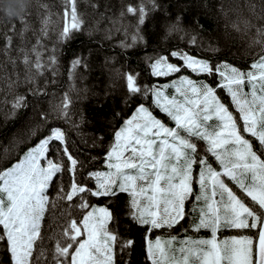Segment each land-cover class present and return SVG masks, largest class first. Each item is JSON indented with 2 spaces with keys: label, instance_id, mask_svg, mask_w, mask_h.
<instances>
[{
  "label": "snow or ice",
  "instance_id": "6c2138e0",
  "mask_svg": "<svg viewBox=\"0 0 264 264\" xmlns=\"http://www.w3.org/2000/svg\"><path fill=\"white\" fill-rule=\"evenodd\" d=\"M35 6L39 34L34 30L35 43L18 47L15 57L12 37L23 38L30 28L32 0L21 2L15 15L0 6V54L5 67L12 65L6 86L25 88L6 101L8 116L24 122L25 136L14 138L15 155L5 148L0 156V264H117V250L130 257L135 248L133 230L141 233L145 264H264V0L215 6L217 24L223 19L226 29L248 38V48L258 49L243 68L220 57L218 42L206 41L201 16L211 11L208 0H136L108 17L111 27L102 30L103 12L82 27L77 0H63L59 12L47 0ZM121 28L120 49L151 47L142 57L146 70L164 82L141 83L139 73L125 70L126 59L102 51ZM81 31L99 46L85 45L72 56L69 81L83 79L100 56L96 63L109 76L93 93L90 147L101 150L91 157L98 162L93 167L73 154L55 124L68 122L67 91L41 108L50 81L45 77L42 85L39 78L45 69L56 76L60 45ZM99 31L100 41H92ZM84 119L81 111L73 129ZM33 137L20 151L17 145ZM177 229L184 235L174 234ZM222 230L237 232L221 239Z\"/></svg>",
  "mask_w": 264,
  "mask_h": 264
},
{
  "label": "trees",
  "instance_id": "16d2710c",
  "mask_svg": "<svg viewBox=\"0 0 264 264\" xmlns=\"http://www.w3.org/2000/svg\"><path fill=\"white\" fill-rule=\"evenodd\" d=\"M135 3L136 0H77V8L80 13L83 14L82 18L84 20L83 28L87 29L93 21L98 19V14L103 12L104 18L100 20L97 25L99 29H104L106 26L111 27L109 24L108 17L115 16L118 14L119 10L127 3ZM233 0H208V3L212 5L211 11H209L208 16H201V22L204 24L206 41L211 37V42L217 43L221 48L220 57L229 60V62L240 67H246L251 63L253 59L252 53L256 52L257 48L247 47V37L243 36L241 33L233 31L231 28L224 27V20L219 19V24H217L214 13L216 11V5L223 3L225 6L231 4ZM47 3L54 5L52 8L53 12L61 11V5L63 0H47ZM96 3L98 7L93 9L92 4ZM33 7L30 8V15L28 16V21L30 23V28L24 33L23 38L14 35L12 37V42L10 46V55L17 56L18 53L16 49L18 47L30 48L33 43H35V36L33 34L34 30L36 34H39L40 20L37 17V7L35 6V0H32ZM42 11V10H40ZM247 15V13H245ZM232 14H230L231 16ZM3 13L0 12V17ZM54 21L57 20L56 16H53ZM131 17H126L125 22H130ZM62 19L58 22V26L62 25ZM19 27V25H17ZM51 27V26H50ZM129 31L131 28L129 27ZM254 31V29H253ZM104 33L102 31L93 32L91 37L92 41L98 42L102 38ZM51 36V33H50ZM124 30L121 28L117 32H113L111 39L104 40L103 52L112 54L113 52L118 54V61L123 62L127 60L125 65V70L131 69L136 73H139V80L141 83L149 82L152 79H157L158 82H164V78H151L148 71L146 70L145 63L142 59L144 52L148 51L151 53L152 48L142 49L139 47L130 48L127 50H121L118 46V41L124 40ZM130 39V37H129ZM42 41L48 47H51V39H46L42 37ZM4 43L2 35V26H0V46ZM151 44V39H150ZM85 45L89 47H98V43H90L89 38L84 34V32H74L73 38L60 45L62 49L58 55L59 66L57 69V74L55 77L52 76L51 71L45 69L44 76L40 77V83L43 85L44 78L46 77L50 83L47 86L48 97H45L41 103V108H47V99L55 94L53 103H56L60 99L61 95L67 91L71 98L72 103L69 105V119L68 122L63 120L55 121V124L61 127L68 136V147L72 150L73 154L78 156L81 160L88 163L89 167L96 166L97 161L92 160V156L100 153L98 147H90L92 143V138L94 135V129L96 124L93 121L94 112L96 104L94 103V92L102 91L105 85L108 83V73L102 72L99 64L96 60L102 61L103 57L94 58L92 68L89 72L83 73V79L77 75L76 80L69 81L68 79V62L75 53L86 50ZM2 51V49H0ZM47 55V53H43ZM203 55H210L209 53H203ZM119 66V64H117ZM16 70L22 76L23 75V65L20 60H17ZM7 72L11 75L12 65L8 63L5 67V61L2 54H0V156L4 154L5 148L12 154L15 155L17 148L13 147L14 138L20 139L25 136L24 122L21 120L8 116L10 111V104L6 101H10L15 94V92L24 93L25 88L23 86L16 88L14 91H10L6 86V81L4 78V73ZM52 81H55L54 83ZM87 88L88 91L85 94L82 90ZM7 93V95H6ZM79 97H83L78 99ZM31 102L34 100L32 96L27 97ZM111 101H109V104ZM31 107V103H30ZM83 111L85 119L79 124L78 130L73 129V125L76 123V117ZM35 137L31 140H24L23 144H18L20 151L23 150L24 146L28 143L34 142ZM189 204V203H188ZM187 204V207H188ZM191 208V205H190ZM59 212V207L56 209H49V215H55ZM55 224H53V227ZM44 231L47 235L49 231L48 220L44 221ZM122 235H126L124 229H120ZM234 231V230H231ZM237 231V230H236ZM203 231L200 233L202 234ZM178 236H183L184 233L180 232L179 229L174 233ZM132 237L135 239V248L131 252V256L121 257L119 250H117L116 260L117 264H124V261L131 260V264H145V257L142 248V236L138 231L133 230ZM203 235V234H202Z\"/></svg>",
  "mask_w": 264,
  "mask_h": 264
},
{
  "label": "clouds",
  "instance_id": "9594fccd",
  "mask_svg": "<svg viewBox=\"0 0 264 264\" xmlns=\"http://www.w3.org/2000/svg\"><path fill=\"white\" fill-rule=\"evenodd\" d=\"M21 2H26V0H0V6L8 5L10 14H18L20 8L18 5L21 4Z\"/></svg>",
  "mask_w": 264,
  "mask_h": 264
},
{
  "label": "rangeland",
  "instance_id": "374dc122",
  "mask_svg": "<svg viewBox=\"0 0 264 264\" xmlns=\"http://www.w3.org/2000/svg\"><path fill=\"white\" fill-rule=\"evenodd\" d=\"M191 207H192V205H191ZM188 208H190V203L188 204ZM236 232H237L236 230H234V231H231V230H222L221 233L219 234V238L223 239L225 236L232 235V234H236ZM202 234L205 235L204 232ZM202 234H200V235H202Z\"/></svg>",
  "mask_w": 264,
  "mask_h": 264
}]
</instances>
